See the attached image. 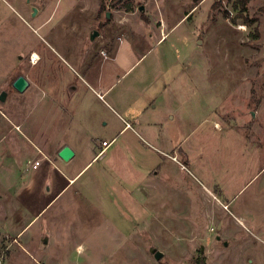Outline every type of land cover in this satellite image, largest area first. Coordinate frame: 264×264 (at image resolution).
<instances>
[{
	"label": "rangeland",
	"instance_id": "rangeland-1",
	"mask_svg": "<svg viewBox=\"0 0 264 264\" xmlns=\"http://www.w3.org/2000/svg\"><path fill=\"white\" fill-rule=\"evenodd\" d=\"M130 2L122 25L109 0H0V264H264V0ZM114 97L161 125L125 127ZM59 137L78 154L26 164Z\"/></svg>",
	"mask_w": 264,
	"mask_h": 264
},
{
	"label": "crops",
	"instance_id": "crops-1",
	"mask_svg": "<svg viewBox=\"0 0 264 264\" xmlns=\"http://www.w3.org/2000/svg\"><path fill=\"white\" fill-rule=\"evenodd\" d=\"M142 13L145 15V17L147 19L146 21H147L148 24L140 19L139 22H140L141 27H142V25H143V27L148 26V25H151V23H152V21L154 19H157V21L159 20L161 22V25L158 28L157 27L155 28L157 30V32L159 33V36L157 38L156 43H159L161 41V39L167 34V29L169 27L168 26V18L166 17V14L164 13V10L163 9L162 10L159 9L157 11L152 12L153 13V16L155 17L154 19L151 18L149 12H147V10H145V8H144V11ZM188 13H189V10L186 11L184 13V15L180 19H182L185 16V14H188ZM134 15H135V12H133V11L125 12V15L123 16V18L122 19H118L117 21L119 22V24H122V25L127 24V23H129V24H135L138 21H136V18H135ZM176 24H177V22H175L172 25L171 28H173ZM131 26L132 25H130V28H131ZM165 26L167 27L166 30H165ZM165 31H166V33H165ZM99 35H100V33L98 34V36ZM90 46L92 47V44ZM75 62L77 63V65H79V68L82 71H84V72L87 71V64H86L85 61H82V62L75 61ZM73 82H76V81L73 80ZM97 82H98L99 85H101L100 76H98ZM115 82L116 81H111V83L106 88L105 87L103 88V90H102V92L100 94L97 93L98 94V97L104 99V96L109 95L110 92H111L109 90L111 89V87L113 86V84ZM81 83L84 84V85L87 84L84 79L81 80ZM163 86H167V85L164 84ZM167 88H168V86H167ZM148 96H150L148 98V102H147L148 107H150L151 104H152V108L153 109L156 108L157 103H159V104L161 103L162 104V102H164V100H163V94L161 93L160 90L157 93H155V87L154 86H152V89H151L150 94ZM111 97H113V96H111ZM158 98H161V100L159 102L157 101ZM114 100L116 101V104L119 106V108H121V111L122 110H126L127 111V113H125V116H126L125 118L120 113H118V112H115L114 113L116 115V117L120 121H122V122L125 123V127H128V126H130V127L131 126H139L140 128H142V126L147 125V126H151L153 128H157L156 127L157 125H161L162 119L160 120L159 118L158 119H153L152 117H148L147 120H145V121L142 120V118L140 116H141V114L146 113V110H147L146 102L144 100L138 102V104L136 105L137 110H134V108L132 106H131V109L130 108L123 107L121 105L120 100H118L117 97H114ZM167 116H168V114H167ZM167 116L165 115V118H167V119L169 118V120H171V119L174 118V115H170L169 117H167ZM15 126H17V125H15ZM101 141H106V140L103 139ZM37 142L38 143H36V142L35 143H36V148H37L38 154H35L33 157H31L30 159H28L27 160L28 162L26 163V164H32V162H34L35 160H39V164L35 168H33L31 166L32 169H34V170H38L39 167H41L43 165V162L42 161H46L49 164V163L53 162L54 160L61 159V158L58 157V152H59V150L64 145H68L70 148H72V150L74 151V155L73 156H75V155L78 154V151H77L78 150L77 149V142H75V141H68L66 139H63V138H60L59 137L55 141L54 145H52L51 147L48 146L47 145L48 143L45 140H43L42 138L39 139ZM106 142L108 143V141H106ZM111 142L108 143L107 146H102V142H101L100 145H97L98 146V149L97 150H99L98 151V154L104 155L108 151V148L110 147ZM174 152H176V150H174ZM150 171H152V170L151 169H147V170H144V173L147 174ZM56 173L61 178H63L67 184H70L72 181L74 182V178L78 175V174H76L75 176L70 177V176H68L67 174L63 173L61 170H58V169H57ZM130 176H132V175H130ZM49 186L51 187L52 185H49ZM50 187L47 186L46 187V190H48ZM64 187H62V188H64Z\"/></svg>",
	"mask_w": 264,
	"mask_h": 264
},
{
	"label": "water",
	"instance_id": "water-1",
	"mask_svg": "<svg viewBox=\"0 0 264 264\" xmlns=\"http://www.w3.org/2000/svg\"><path fill=\"white\" fill-rule=\"evenodd\" d=\"M144 8V6H140L139 10L142 11ZM37 12V9L35 7L32 8V14L31 16H34ZM108 15V14H107ZM99 33L98 31H94L91 34V37L94 38L95 36H97ZM12 87L18 91V92H23L29 85L28 80L26 79L25 76L23 75H18L12 82ZM5 96H6V91H1L0 92V101H4L5 100ZM74 155V151L72 150V148H70L68 145H64L58 152V157L61 158L64 161H68L70 160ZM162 252L156 250L154 252V258L156 260H159L162 257Z\"/></svg>",
	"mask_w": 264,
	"mask_h": 264
},
{
	"label": "trees",
	"instance_id": "trees-1",
	"mask_svg": "<svg viewBox=\"0 0 264 264\" xmlns=\"http://www.w3.org/2000/svg\"><path fill=\"white\" fill-rule=\"evenodd\" d=\"M131 0H109V4L111 5V7L117 8V7H122L124 8L126 11H133L134 7L133 4L130 2ZM236 3H238L240 5V12L242 13V11H245V0H236ZM106 4L102 3L99 6L98 9V14H100L101 12L104 11ZM236 6V5H235ZM140 7V5L138 6ZM261 12L264 14V6L260 8ZM240 13V14H241ZM225 17H228V12H224ZM234 22V18L232 20ZM245 21L247 24L251 25L253 23L252 20H248L245 18ZM103 22L102 23H98V27L101 28L103 26ZM201 261V260H200ZM196 262V261H195ZM196 264V263H195ZM203 264V263H202Z\"/></svg>",
	"mask_w": 264,
	"mask_h": 264
},
{
	"label": "built area",
	"instance_id": "built-area-1",
	"mask_svg": "<svg viewBox=\"0 0 264 264\" xmlns=\"http://www.w3.org/2000/svg\"><path fill=\"white\" fill-rule=\"evenodd\" d=\"M107 145L108 143L106 141H102V146H107ZM38 164H39V160H35L34 162H32L31 166L35 168Z\"/></svg>",
	"mask_w": 264,
	"mask_h": 264
},
{
	"label": "bare ground",
	"instance_id": "bare-ground-1",
	"mask_svg": "<svg viewBox=\"0 0 264 264\" xmlns=\"http://www.w3.org/2000/svg\"><path fill=\"white\" fill-rule=\"evenodd\" d=\"M36 60H37V56L34 54V55L32 56V63H35Z\"/></svg>",
	"mask_w": 264,
	"mask_h": 264
}]
</instances>
